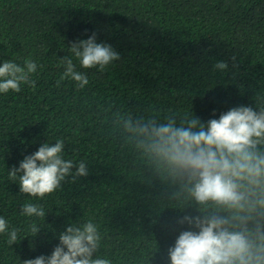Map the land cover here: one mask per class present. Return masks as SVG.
<instances>
[{
	"label": "trees",
	"instance_id": "obj_1",
	"mask_svg": "<svg viewBox=\"0 0 264 264\" xmlns=\"http://www.w3.org/2000/svg\"><path fill=\"white\" fill-rule=\"evenodd\" d=\"M93 33L120 54L103 70L82 67L70 51ZM63 57L87 77L83 88L61 80ZM8 60L37 68L35 87L0 92V218L8 224L0 264L50 256L60 233L88 221L100 236L94 259L171 264L179 234L198 231L179 220L201 215L199 206L170 199L179 185L161 178L123 120L207 123L233 107L264 106V0H0V65ZM220 61L225 70L214 67ZM57 141L73 161L69 175L42 197L21 192L22 173L10 171ZM81 161L86 176L75 175ZM28 203L45 215L23 214Z\"/></svg>",
	"mask_w": 264,
	"mask_h": 264
},
{
	"label": "clouds",
	"instance_id": "obj_2",
	"mask_svg": "<svg viewBox=\"0 0 264 264\" xmlns=\"http://www.w3.org/2000/svg\"><path fill=\"white\" fill-rule=\"evenodd\" d=\"M70 51L84 68L99 65L103 70L120 58L110 44L97 42L96 33L72 43ZM61 63L65 65L61 80L70 77L81 88L88 84L71 58L63 57ZM214 67L225 70L227 63L220 61ZM36 68L32 60H26L23 67L4 61L0 65V92H19L21 83L35 87L29 74ZM123 128L161 178L179 185L170 199L199 206L201 215H185L179 220L198 231L179 234L169 249L171 264H264V106L258 110L233 107L207 123L196 116L179 124L172 116L166 122L129 116L123 120ZM63 148V141L44 143L26 156L19 168L10 171L13 178L22 173L21 192L42 197L59 187L73 168V161L62 158ZM87 174L81 161L75 175ZM22 212L45 215L42 208L31 203L23 205ZM7 228L5 219L0 218V233ZM38 230L33 227L34 232ZM99 241L94 223H72L60 233L59 244L50 256L27 259L23 264H110L106 258H93ZM8 242H17L16 230L10 232Z\"/></svg>",
	"mask_w": 264,
	"mask_h": 264
}]
</instances>
